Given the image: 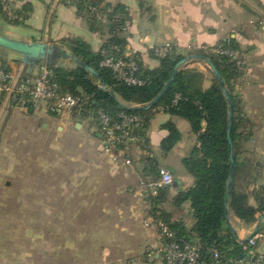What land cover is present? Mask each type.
<instances>
[{
  "label": "crops",
  "instance_id": "crops-1",
  "mask_svg": "<svg viewBox=\"0 0 264 264\" xmlns=\"http://www.w3.org/2000/svg\"><path fill=\"white\" fill-rule=\"evenodd\" d=\"M14 9L21 13L18 23L5 20L7 26L0 28V34L12 38H20L18 28H23L41 37L40 42H47L59 48H65L64 41L78 40L86 43L94 53H99L111 38L110 23L106 13L99 18L95 31L91 30L89 16L79 13L74 6L65 4L62 0H11ZM104 5L123 6L128 13L125 27L118 33L124 40V54L140 61L144 71H153L160 67L161 60L155 56L154 50L167 44L172 45L177 54L190 56L207 48H217L224 41L234 40L243 57L244 66L242 76L236 81L235 89L239 93L243 104V116L255 123L254 130L257 143L255 149L241 157L236 175L238 180L245 181L246 193L249 194V204L257 207L255 194L264 188V175L254 173L263 167L264 160V0H102ZM28 6H27V5ZM35 41L34 38H32ZM0 67L4 64L10 69L13 77L27 68L16 58V55L6 50H0ZM76 68V63L70 59H60L56 66ZM185 69L196 70L203 78L194 83L193 88L208 90L213 83L214 73L209 66L199 60H191ZM127 105V104H125ZM129 106V105H127ZM44 113V112H42ZM47 114V113H44ZM50 115L60 120L67 128L70 125L89 127L95 139L100 137L90 124H78L69 117ZM173 124L181 135V140L174 149L165 153L162 143L169 137L167 124ZM205 126V124H204ZM146 148L132 146L129 156L133 166L127 167L123 163L115 165L103 155L113 172L129 170L133 175L129 194H135L139 205L134 207L141 219V240L145 251L144 261L136 260V264H163L160 258L151 261L149 253L153 251L157 242L155 229L147 228L144 221L152 217L147 211L151 210L148 199L140 195L141 182L144 179L154 178L146 170L152 167L156 170H167L173 176V185L166 189L164 201L157 209L172 223L181 222L187 229H191L195 220L190 203L181 206L175 204L179 193L188 192L195 185L194 177L186 170L183 162L198 146L197 135L193 132L190 123L180 117L173 116L163 110H157L146 128ZM250 147V146H249ZM251 148V147H250ZM258 153L255 154L254 153ZM237 180V183H238ZM135 189H134V188ZM255 224L247 225L230 211L228 220L223 228V234L231 229L241 242L248 239L261 229L264 234V216L259 214ZM82 246V245H80ZM89 245L85 248L88 249ZM77 240L70 241L65 249L64 256L60 253L62 264H93V257L86 256L79 259ZM62 249V247H60ZM258 252L264 254V240L259 243ZM109 260V253L105 252L98 258V264H105Z\"/></svg>",
  "mask_w": 264,
  "mask_h": 264
},
{
  "label": "rangeland",
  "instance_id": "rangeland-1",
  "mask_svg": "<svg viewBox=\"0 0 264 264\" xmlns=\"http://www.w3.org/2000/svg\"><path fill=\"white\" fill-rule=\"evenodd\" d=\"M0 1L1 23L8 21L5 6L21 18L13 1ZM232 90L241 102L235 85ZM8 97L9 92L0 95V264H60V253L69 252L65 246L73 240L79 243V259L93 257V264L105 252V264L144 261L141 219L146 213H137L138 198L128 193L130 171L110 169L89 127L66 128L60 120L29 113ZM240 108L241 160L247 149L256 148L257 137L255 123L243 116L242 103ZM261 163L255 174L264 175V160ZM244 184L240 177L238 193L246 192Z\"/></svg>",
  "mask_w": 264,
  "mask_h": 264
},
{
  "label": "trees",
  "instance_id": "trees-1",
  "mask_svg": "<svg viewBox=\"0 0 264 264\" xmlns=\"http://www.w3.org/2000/svg\"><path fill=\"white\" fill-rule=\"evenodd\" d=\"M62 1L67 5L76 7L79 13L88 15L93 31L98 27L99 18L106 13L111 31V38L99 53H94L82 41L63 42L69 51L61 48L62 55L67 56L66 53H69L74 59L97 72V76H92L82 65H77L75 69L52 67L65 92L72 94L85 92L92 97L94 103L112 114L120 111L139 114L146 120L145 130L153 113L157 110H163L173 116L187 120L197 135L198 146L183 162L186 170L194 177L195 185L188 192L179 193L175 199L177 206L186 203L191 204L195 220L194 226L189 230L181 222L172 223L157 209L164 201L167 194L166 189L162 190L158 197L148 198L152 216L169 223L181 238L191 239L194 237L199 239L205 249H217L227 264H234L237 261L247 259L248 242L239 241L231 229L224 235L223 228L227 223V216L230 211L247 225L255 224L259 214L264 216V189L258 191L254 196L257 207L251 206L249 194L237 192L238 178L235 174L231 196L227 201L232 170L228 138L229 103L217 79L206 91L201 88H193L192 85L202 80L203 76L196 70L185 69L187 63H183L188 57L205 63L210 61L221 74L233 102L234 123L231 141L234 146L233 154L237 171L240 165L238 143L243 137L240 126L244 120L240 108L241 102L234 96L232 89L236 81L242 76V70L226 55L215 53L217 48L240 51L236 42L230 39L224 41L217 48H207L188 57L177 54L174 48L167 57L160 59L161 64L158 69L144 71L141 67V78L146 81L144 86H128L114 79L110 71L101 67L103 51H111L113 47H117L124 53L125 42L118 36V33L125 27L128 20L126 9L121 5H104L102 0H87V3L77 2L75 4H70L69 0ZM87 5L98 8V13H91ZM0 11H2L1 1ZM8 21L18 23V21ZM1 67L5 72H10V69L4 64ZM174 75L175 78L171 87L161 99L149 110H143L158 97ZM102 83L107 87V91L102 89ZM6 94L7 92H4L1 97L4 98ZM177 95H181V99L177 105H173ZM25 110L29 113L33 112L30 108ZM165 128L169 131V137L162 143V150L169 153L181 140V135L171 123L167 124ZM145 130L140 131L139 134L145 136ZM146 170L150 175H154V178L159 177V170L150 166Z\"/></svg>",
  "mask_w": 264,
  "mask_h": 264
},
{
  "label": "built area",
  "instance_id": "built-area-1",
  "mask_svg": "<svg viewBox=\"0 0 264 264\" xmlns=\"http://www.w3.org/2000/svg\"><path fill=\"white\" fill-rule=\"evenodd\" d=\"M87 3V0H69L70 4ZM91 13H98V8L88 6ZM8 20L18 21L10 6H5ZM174 47L167 44L154 50L159 59L167 57ZM215 53L226 55L235 62L239 69L244 66L240 51L215 49ZM101 67L110 71L117 81L128 86L141 87L146 81L141 78L140 61L127 56L117 47L111 51H103ZM15 77L11 72H5L0 67V95L12 92L11 100L22 109L30 108L33 112L69 117L78 124L92 125L100 137V150L111 163L133 166L129 156V148L136 145L146 148V136L140 131L145 130L146 120L136 113L120 111L112 114L93 102L92 97L85 92L72 94L65 92L60 86L52 67L43 65L37 76L22 75L15 89H12ZM181 95H177L173 105H177ZM173 185V176L167 170H161L158 178H148L141 182L140 195L143 198H155L159 193ZM147 228L157 232L156 246L149 253L151 261L160 258L163 264H227L222 259L220 251L214 248L205 249L199 239L181 238L169 223L152 216L144 221ZM264 240L261 231L255 232L248 239L247 259L234 264H264V254L258 252V246Z\"/></svg>",
  "mask_w": 264,
  "mask_h": 264
},
{
  "label": "water",
  "instance_id": "water-1",
  "mask_svg": "<svg viewBox=\"0 0 264 264\" xmlns=\"http://www.w3.org/2000/svg\"><path fill=\"white\" fill-rule=\"evenodd\" d=\"M3 20V19H2ZM1 23V21H0ZM2 27L7 26L5 23V20L1 23ZM1 27V28H2ZM21 36L20 38H12L6 35L0 34V50H6L9 53H12L16 55V58L23 64L24 67L27 68L26 75L29 76H37L40 73V69L43 65H46L48 67H55L57 65V61L60 59H70L74 61L77 65L84 66L89 73H91L92 76H97V72L93 69L85 66L83 63L77 61L74 59L69 53H66L67 56H64L61 54L62 49L50 45L47 42H40L41 37L39 35H36L35 33H32L29 30L18 28L17 30ZM32 38L35 39V41L32 40ZM1 57V56H0ZM193 57H188L183 62L184 64L188 63L190 60H192ZM209 66L211 67L216 79L219 81L221 88L225 94V97L229 103L230 111H229V127H228V138L230 141V155H231V162H232V170H231V177L229 181V188H228V199L229 200L231 196V188L234 183L235 174H236V160L234 158V146L231 141V131L234 123V112H233V102L232 98L229 94V92L226 89L225 82L219 73V71L211 64L210 61H207ZM22 76V72L16 77L12 89L14 90L19 79ZM175 75L172 77V79L167 83L163 91L158 95L154 101H152L150 104H148L146 107L143 108V110H149L152 106H154L161 97L166 93V91L171 87L173 81H174ZM102 89L104 91H107V87L104 83H102ZM12 96V92L9 93V99ZM228 219V216H227Z\"/></svg>",
  "mask_w": 264,
  "mask_h": 264
}]
</instances>
